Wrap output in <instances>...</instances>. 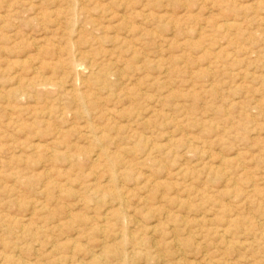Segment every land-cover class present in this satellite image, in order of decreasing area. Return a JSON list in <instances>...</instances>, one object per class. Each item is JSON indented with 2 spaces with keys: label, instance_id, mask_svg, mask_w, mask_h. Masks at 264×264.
<instances>
[{
  "label": "rangeland",
  "instance_id": "1",
  "mask_svg": "<svg viewBox=\"0 0 264 264\" xmlns=\"http://www.w3.org/2000/svg\"><path fill=\"white\" fill-rule=\"evenodd\" d=\"M101 245L264 264V0H0V264Z\"/></svg>",
  "mask_w": 264,
  "mask_h": 264
},
{
  "label": "bare ground",
  "instance_id": "2",
  "mask_svg": "<svg viewBox=\"0 0 264 264\" xmlns=\"http://www.w3.org/2000/svg\"><path fill=\"white\" fill-rule=\"evenodd\" d=\"M41 3V2H40ZM73 3V2H72ZM77 4V3H76ZM51 5V4H50ZM107 6V5H106ZM35 7V6H34ZM84 10V9H83ZM15 11V10H14ZM38 12V11H37ZM13 14V13H12ZM53 16V15H52ZM75 16V15H74ZM124 16V15H123ZM60 17V16H59ZM124 18V17H123ZM42 19H43V17H42ZM75 19V18H74ZM110 19V18H109ZM233 20V19H232ZM55 21V20H54ZM247 21V20H246ZM89 22V21H88ZM119 23V22H118ZM120 24V23H119ZM230 24V23H229ZM235 25L233 22H231V25ZM67 25V24H66ZM231 25H229V26H231ZM224 27V26H223ZM227 27H228V25H227ZM234 27V26H233ZM126 28H127V26H126ZM231 28V27H230ZM57 29V28H56ZM59 29V28H58ZM226 29V28H225ZM228 29V28H227ZM225 31V30H224ZM228 31V30H227ZM74 32V31H73ZM61 38V37H60ZM126 43V42H125ZM38 48V47H37ZM37 50V49H36ZM32 56V55H31ZM119 56V55H118ZM215 57V56H214ZM42 62V61H41ZM57 62V61H56ZM45 64H46V62H44ZM75 64V63H74ZM80 64V63H79ZM93 65H95V64H93ZM32 66H33V64H32ZM43 66H45L44 64H43ZM48 66V65H47ZM72 66V65H71ZM62 67V66H61ZM112 68V67H111ZM116 68V67H115ZM72 69V68H71ZM207 69V68H206ZM36 70V69H35ZM34 70V71H35ZM38 70V69H37ZM63 70V69H62ZM76 70V69H75ZM79 70V69H78ZM208 70V69H207ZM79 72H81V71H78V75L80 74ZM244 73V72H243ZM32 74H35V73H32ZM53 74V73H52ZM69 74V73H68ZM51 75V74H50ZM38 76V75H37ZM112 76V75H111ZM86 77V76H85ZM89 77V76H88ZM68 78V77H67ZM111 78V77H110ZM36 79V78H35ZM49 79V78H48ZM109 79V78H108ZM38 80V79H37ZM111 80V79H110ZM22 81V80H21ZM100 82V81H99ZM106 82V81H105ZM119 83V82H118ZM46 83H45V81H43V82H39V80L38 81H34V82H32V86L31 87H33V85H36V86H39V85H45ZM68 84V83H67ZM30 85H31V82H30ZM30 85H28V86H30ZM35 86V87H36ZM35 87H33V88H35ZM28 88V87H27ZM40 88V87H39ZM43 88V87H42ZM17 89V88H16ZM62 89V88H61ZM24 90V89H23ZM73 90V89H72ZM38 91V90H37ZM208 91V90H207ZM19 92H21V91H19ZM18 92V93H19ZM62 92V91H61ZM73 92V91H72ZM74 93V92H73ZM80 93V92H79ZM44 93H42V95H43ZM42 95H40V96H42ZM77 95V94H76ZM80 95V94H79ZM3 96V95H2ZM16 96V95H15ZM28 96V95H27ZM30 96V95H29ZM5 97V96H4ZM70 97H72V96H70ZM67 99V98H66ZM71 100V99H70ZM73 100L75 101V102H77V104H79V106H80V108L81 109H85V97H83L82 95H80V96H76V97H73ZM66 101H68V100H66ZM72 101V100H71ZM19 102V101H18ZM47 102V101H46ZM34 106V105H33ZM13 110V109H12ZM80 110V109H79ZM85 111V110H84ZM111 111V110H110ZM28 113V112H27ZM41 113V112H40ZM85 113V112H84ZM32 114V113H31ZM30 117V116H29ZM108 119V118H107ZM146 119V118H145ZM74 121V120H73ZM15 122V121H14ZM76 124V123H75ZM39 125V124H38ZM59 128V127H58ZM79 131V130H78ZM108 131V130H107ZM54 133V132H53ZM80 133V132H79ZM98 133V132H97ZM82 134V133H81ZM59 135V134H58ZM101 135H103V134H101ZM100 135V136H101ZM61 136V135H60ZM86 136V135H85ZM91 136V135H90ZM57 137V136H56ZM59 137V136H58ZM95 137V136H94ZM92 138V137H91ZM96 139V138H95ZM100 139H102L101 137H100ZM62 141V140H61ZM102 141V140H101ZM100 141V142H101ZM125 141V140H124ZM93 142V141H92ZM128 142V141H127ZM96 144V143H95ZM98 144V143H97ZM107 144V143H106ZM46 146V145H45ZM53 151V150H52ZM103 151V150H102ZM48 155H50V154H48ZM85 155V154H84ZM93 155V154H92ZM102 157H106V155L104 154V153H102L100 150H99V152L95 155V157H94V159L93 160H91L93 163H95L96 161H98L100 158H102ZM109 157V156H108ZM107 158V157H106ZM108 159V158H107ZM52 160V159H51ZM50 160V161H51ZM63 160V159H62ZM106 160V159H105ZM114 161V160H113ZM129 161V160H128ZM108 163H107V165H108V169H109V171H110V173L112 172V174L114 173V166H113V163H112V161L111 160H109L108 159V161H107ZM140 164V163H139ZM67 168V167H66ZM15 174V173H14ZM48 174V173H47ZM146 182V181H145ZM102 188V187H101ZM103 191H105V189L103 190ZM87 192V191H86ZM99 192V191H98ZM112 192V191H111ZM114 192V191H113ZM102 194V193H101ZM120 198V197H119ZM126 200V199H125ZM122 205V204H121ZM120 205V206H121ZM117 213H115V215H116ZM117 216V215H116ZM105 218V217H104ZM124 219V218H123ZM125 220V219H124ZM103 225V224H102ZM40 227H41V225H40ZM23 232V231H22ZM125 233H126V231H125ZM124 233V231H121V234H122V240H121V242L122 243H124L125 241H126V239L125 238H127L126 237V234ZM129 233V232H128ZM217 234V233H216ZM108 236V235H107ZM130 237V236H129ZM128 239V238H127ZM129 240V239H128ZM103 242V241H102ZM176 244V243H175ZM110 246L108 245V248H109ZM115 247V246H114ZM121 247V246H120ZM106 246H103V245H101L100 246V252L102 253L101 255H103L104 256V258H105V256H107V255H112V256H116L117 258H118V261L120 262V264H128V258H127V260H126V257L124 256V254H123V251H121V250H123V249H115V248H113V249H115V250H110V249H108ZM121 248H123V247H121ZM126 250V249H125ZM131 251V250H130ZM182 252V251H181ZM126 253H128V252H126ZM132 253H134L133 251H132ZM136 253V252H135ZM134 253V254H135ZM18 254V253H17ZM136 254H138V253H136ZM75 255V254H74ZM129 256H130V254H129ZM133 256V255H132ZM101 257V256H100ZM91 258H92V256H91ZM131 258V257H130ZM221 258V257H220ZM99 259V258H98ZM130 260V259H129ZM91 261H93V262H96V261H98L96 258L95 259H91ZM61 262V261H60ZM63 262V261H62ZM70 262V261H69ZM131 262V261H130ZM225 262V261H224ZM164 263V262H163ZM60 264H62V263H60ZM230 264V263H229Z\"/></svg>",
  "mask_w": 264,
  "mask_h": 264
}]
</instances>
